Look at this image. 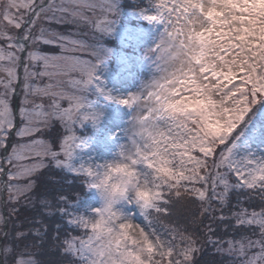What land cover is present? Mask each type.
Returning a JSON list of instances; mask_svg holds the SVG:
<instances>
[{
	"label": "snow or ice",
	"instance_id": "1",
	"mask_svg": "<svg viewBox=\"0 0 264 264\" xmlns=\"http://www.w3.org/2000/svg\"><path fill=\"white\" fill-rule=\"evenodd\" d=\"M133 5L162 26L145 53L154 74L126 97L95 90L130 110L120 146L145 178L164 179L153 200L125 189L85 213L64 188L93 187L72 160L78 129L102 115L89 92L120 0H0V264H49V251L61 264H198L206 246L227 264H264V157L237 155V130L264 101V0ZM177 206L194 209L186 223L171 219Z\"/></svg>",
	"mask_w": 264,
	"mask_h": 264
},
{
	"label": "rangeland",
	"instance_id": "2",
	"mask_svg": "<svg viewBox=\"0 0 264 264\" xmlns=\"http://www.w3.org/2000/svg\"><path fill=\"white\" fill-rule=\"evenodd\" d=\"M122 2L123 0H120V14L115 31L103 40V44L111 48L112 52L97 69L96 75L100 77V80L95 81V84L90 86L89 97L93 100L92 107L102 115L95 128L91 123L86 122L78 129L79 136L84 138V144L81 148L76 149L72 160L73 165L95 164L111 159L117 148L121 144L127 143L124 130L128 127L130 110L96 94L95 85H100L114 96L126 97L130 93L137 92L142 82L150 80L154 74L151 59L146 57L145 53L157 42L159 35L156 36V32L157 30L162 31V26L152 24L137 26L133 24L125 14L134 15L135 13L132 9V11L130 9L127 11ZM61 26L54 25L57 30L62 32L76 31L71 25L67 29H63ZM93 35L87 27H83L79 29L78 38L91 43L93 42ZM132 40L133 43L138 40L137 45H147L143 54L139 53V55L134 56L123 49L117 50L114 44L110 43V41H115V43L120 42L122 46H125L131 45ZM237 131V134L243 133L237 142L238 156L252 152L257 156L264 157V104L259 106L256 115L247 116L246 122ZM100 205L101 201L96 193L95 196L78 205L76 210L87 213L90 209L98 208Z\"/></svg>",
	"mask_w": 264,
	"mask_h": 264
},
{
	"label": "clouds",
	"instance_id": "3",
	"mask_svg": "<svg viewBox=\"0 0 264 264\" xmlns=\"http://www.w3.org/2000/svg\"><path fill=\"white\" fill-rule=\"evenodd\" d=\"M223 120V116L217 117ZM214 123V121H209ZM123 152V155L121 154ZM92 169V176L88 178L101 201L102 206L106 199L118 198L122 192L136 200L137 194L143 199L153 200L156 194V183H162L151 178H145L140 172L138 163L133 162L130 152L125 151L121 146L117 148L113 157L95 164H84ZM99 165V166H97Z\"/></svg>",
	"mask_w": 264,
	"mask_h": 264
},
{
	"label": "trees",
	"instance_id": "4",
	"mask_svg": "<svg viewBox=\"0 0 264 264\" xmlns=\"http://www.w3.org/2000/svg\"><path fill=\"white\" fill-rule=\"evenodd\" d=\"M134 3H139V0H123V2H122L123 6L125 7V9H127V11L129 9L130 10L133 9ZM125 15H127L129 17V20L137 26H141V25L149 26V23L146 20L141 19L138 15H135V14L130 15L129 13H127ZM117 20H119V17ZM120 21H122V20H120ZM70 27L71 26H69V25H62L61 26V28H63V29H65V28L67 29ZM160 32H161L160 30H157L156 36L160 35ZM137 42H138V40L136 41V43H133V40H132L131 45L127 44L125 46H122L120 42L115 43V41H110V43L114 44V46L117 50L123 49L124 51H126V52H128L134 56L139 55V53L143 54V52L145 51V49L147 47L146 44L140 45L138 43L139 45H137ZM263 104H264V101H261L259 104H257L253 108V110L249 113L248 116L250 117V116L256 115V111L258 110L259 106H261ZM58 131H59V127L57 126L56 128H54L52 130L51 133H49L46 136V138L50 137V138L54 139ZM48 171L49 170H47V169L44 170V172L41 174V176L39 178L40 190H43L45 187L44 182H45V179L48 175ZM57 175H59V173H57ZM64 190H65L66 194H68L69 196H73V194L76 191H78L80 193L81 199L79 200L78 205L84 203V201H86L89 198L96 195V191L94 189H86L83 185H72L71 187L65 185ZM233 202H235V201L233 200ZM257 204H258V201H257ZM245 206L247 207L248 205L245 204ZM193 210L194 209L191 207L184 208L181 206H177V208L174 209V215H173V217H171V219L176 220L177 222H179L181 224L186 223L187 221H186L185 217H187L190 214V212ZM209 222L210 221L207 218L204 219V224H208ZM232 234H233L232 230H231V228H229L228 232H226L224 235H225V238L227 239ZM213 251L214 250L210 246H206L202 253L197 254L198 264H227V260L229 259L228 257H226V256L221 257L220 255H214ZM41 258L44 259L45 261L49 262V264H61V262L63 260V257H61L59 255V253L56 251H49L45 256H43Z\"/></svg>",
	"mask_w": 264,
	"mask_h": 264
}]
</instances>
